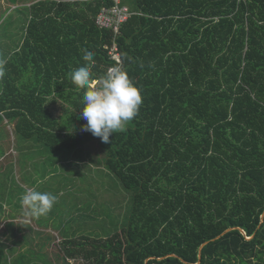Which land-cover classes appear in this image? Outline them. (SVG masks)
I'll return each instance as SVG.
<instances>
[{
    "label": "trees",
    "instance_id": "trees-1",
    "mask_svg": "<svg viewBox=\"0 0 264 264\" xmlns=\"http://www.w3.org/2000/svg\"><path fill=\"white\" fill-rule=\"evenodd\" d=\"M120 3L143 16L115 34L97 18L116 0H0V120L53 151L97 144L96 166L121 189L113 204L126 207L120 229L65 239L60 253L87 264H264V0ZM12 7L25 26L1 23ZM81 48L95 51L97 80L119 66L142 91L139 115L111 143L82 131L84 90L69 76L85 63ZM0 190L13 202V187ZM3 221L17 226L0 219V230ZM232 228L246 235L217 239ZM6 244L0 264H20Z\"/></svg>",
    "mask_w": 264,
    "mask_h": 264
},
{
    "label": "rangeland",
    "instance_id": "rangeland-1",
    "mask_svg": "<svg viewBox=\"0 0 264 264\" xmlns=\"http://www.w3.org/2000/svg\"><path fill=\"white\" fill-rule=\"evenodd\" d=\"M120 2L121 0H116L117 4ZM16 8L19 7H12L1 23L13 16L17 23L25 26L24 15L19 10L14 11ZM23 142L24 139L14 134L13 126L0 120V155L7 154L4 150H8L9 155L18 153L24 145ZM96 147L88 146L86 142L85 146L79 148L81 150L76 148L72 151H53L47 145H37L35 141H31L28 143L29 152H26L33 158L31 170L22 171L19 176L14 173L12 163L5 162L0 165V187H13L16 193L22 184L27 189L52 192L59 198L47 216L31 219V224L12 226L9 223L1 228L0 241L7 243L10 250L15 249L14 258L20 261V264H30L28 257L35 260L44 258L47 264H87L79 257L67 262L64 253H60V249L64 248L62 241L80 239L86 235L96 236L104 234L105 231L112 234L120 229V219H123L126 207L113 203L115 196L119 198L121 189L113 181V176H105L96 166L99 162ZM25 165L20 164L21 167ZM113 184L116 189L112 188ZM20 207V202H11L7 200V196L2 197L0 219L8 220L6 215L17 214ZM104 210L108 221L99 225L98 223L104 220V215L101 214L105 213ZM41 230L46 233H41ZM9 239H16V243L9 242ZM48 250L53 256L52 262L45 257H49ZM10 258L13 259L11 255Z\"/></svg>",
    "mask_w": 264,
    "mask_h": 264
},
{
    "label": "clouds",
    "instance_id": "clouds-1",
    "mask_svg": "<svg viewBox=\"0 0 264 264\" xmlns=\"http://www.w3.org/2000/svg\"><path fill=\"white\" fill-rule=\"evenodd\" d=\"M130 10L141 14L131 8ZM116 49L119 52L118 47ZM80 51L85 63L74 68L69 76L77 89L84 90L79 116L86 121L82 131L90 132L103 143H111L110 137L125 132L128 124L139 115L143 104L142 91L132 81L127 70L119 66L110 68L97 80L93 72L96 64L95 51L89 48H81ZM118 56L120 57V54ZM3 75L4 72L0 69V77ZM58 199V196L52 192L27 189L21 196L20 202L26 218L39 219L52 211Z\"/></svg>",
    "mask_w": 264,
    "mask_h": 264
},
{
    "label": "crops",
    "instance_id": "crops-1",
    "mask_svg": "<svg viewBox=\"0 0 264 264\" xmlns=\"http://www.w3.org/2000/svg\"><path fill=\"white\" fill-rule=\"evenodd\" d=\"M31 140H24V145L20 148L19 152L18 153H15L14 155H9V154H6V156H2L0 157V162L1 163H5L6 160H8V163H12L13 166H14V173L19 175L22 173V171H29L31 170L30 168V165L32 164V160L33 158H30L29 154H26V152H29L28 151V143H30ZM7 153H8V150H7ZM21 163H25L26 165L21 167L20 164ZM20 190L17 189L16 193H15V198L13 201H18L20 202L21 201V196L24 194V192L27 190L26 186L25 185H22L20 184ZM2 190H0L1 192ZM8 191V190H7ZM1 200V199H0ZM5 202V201H3ZM21 203V202H20ZM22 208V206H21ZM22 211L23 208H22ZM8 216V215H6ZM12 220V222L14 224H16L17 226H21L22 224H31V219L30 218H26L24 215H20V217L17 215L14 219H8V221ZM5 222L6 221H3L1 226H5ZM26 222V223H25ZM42 232H45L44 230H41Z\"/></svg>",
    "mask_w": 264,
    "mask_h": 264
},
{
    "label": "built area",
    "instance_id": "built-area-1",
    "mask_svg": "<svg viewBox=\"0 0 264 264\" xmlns=\"http://www.w3.org/2000/svg\"><path fill=\"white\" fill-rule=\"evenodd\" d=\"M133 15H142L132 12L128 7H122L116 3V6L110 10H102L97 18V24L100 27L113 29L115 33L119 32L120 26L127 22ZM117 51V49H116ZM116 60L119 61L118 54L115 55Z\"/></svg>",
    "mask_w": 264,
    "mask_h": 264
},
{
    "label": "water",
    "instance_id": "water-1",
    "mask_svg": "<svg viewBox=\"0 0 264 264\" xmlns=\"http://www.w3.org/2000/svg\"><path fill=\"white\" fill-rule=\"evenodd\" d=\"M263 218H264V215L262 216V220H263ZM233 230H240L241 233H242L243 235H246L245 232H244L243 230H241V229H239V228H232V229H228V230H226L221 236L217 237V239L223 237L224 235H226L227 233H229V232H231V231H233ZM251 239H253V237H251V238H247V240H251ZM206 244H207V243H206ZM206 244H204V245L202 246V248H203ZM201 250H202V249H201ZM168 257H175V258H176V255H169V256H167V257H165V258H168ZM165 258H149L148 260H146V264H147L150 260H159V261H161V260H164ZM199 260H201V251H200V253H199ZM197 264H200V263L198 262Z\"/></svg>",
    "mask_w": 264,
    "mask_h": 264
}]
</instances>
